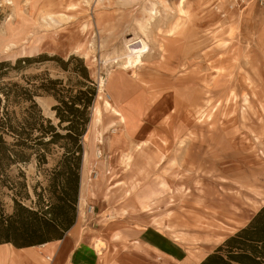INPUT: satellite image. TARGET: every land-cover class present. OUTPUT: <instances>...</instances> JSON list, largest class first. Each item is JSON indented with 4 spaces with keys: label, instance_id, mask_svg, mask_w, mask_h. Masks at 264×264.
I'll use <instances>...</instances> for the list:
<instances>
[{
    "label": "rangeland",
    "instance_id": "1",
    "mask_svg": "<svg viewBox=\"0 0 264 264\" xmlns=\"http://www.w3.org/2000/svg\"><path fill=\"white\" fill-rule=\"evenodd\" d=\"M261 11L264 0H0V60L76 55L97 94L105 83L93 105L101 120L92 107L83 140L74 230L89 241L78 244L79 264H197L264 205ZM133 38L149 51L128 60L127 48L140 50L128 46ZM46 72L74 79L46 61L3 81L30 86ZM36 101L57 123L56 101ZM61 154L13 167L27 183L26 205H35V187L49 186ZM58 241L40 245L49 252L41 264H58Z\"/></svg>",
    "mask_w": 264,
    "mask_h": 264
},
{
    "label": "trees",
    "instance_id": "2",
    "mask_svg": "<svg viewBox=\"0 0 264 264\" xmlns=\"http://www.w3.org/2000/svg\"><path fill=\"white\" fill-rule=\"evenodd\" d=\"M46 61H55L74 79L70 77L65 82L46 72L38 81L39 76H33L30 86L3 81L11 71ZM97 91L98 85L80 56L64 59L41 54L18 58L13 65L0 60V244L21 248L62 240L76 224L83 140ZM36 96H51L56 101L52 110L57 123L43 115ZM17 106H22L21 111ZM56 148L62 154L44 189L48 199L44 191L38 192L35 187V205H26L24 200L30 198L27 183L11 175L13 167L29 163L33 156L43 167ZM20 176L24 177V172L20 171ZM5 188L14 201L11 212L5 209ZM198 264H264V205L246 226L227 237Z\"/></svg>",
    "mask_w": 264,
    "mask_h": 264
},
{
    "label": "crops",
    "instance_id": "3",
    "mask_svg": "<svg viewBox=\"0 0 264 264\" xmlns=\"http://www.w3.org/2000/svg\"><path fill=\"white\" fill-rule=\"evenodd\" d=\"M260 13L264 16V11H261ZM82 202L83 197L80 202V208L82 206ZM76 226L77 224L71 228V231L67 233L64 239L58 241L59 244L54 246L55 249L60 252L58 264H79L75 258L77 256V252L83 250V247L80 245L78 246V244L81 242L84 245L86 244L85 242L89 240L79 242L78 231L74 230ZM85 238L86 237L84 236V239ZM46 254L48 256L49 252L41 248L40 245L21 248L19 247L14 250L13 248L9 247V244L7 243L0 244V264H41V255Z\"/></svg>",
    "mask_w": 264,
    "mask_h": 264
},
{
    "label": "bare ground",
    "instance_id": "4",
    "mask_svg": "<svg viewBox=\"0 0 264 264\" xmlns=\"http://www.w3.org/2000/svg\"><path fill=\"white\" fill-rule=\"evenodd\" d=\"M131 45H136V46L138 45L140 50L135 52L132 49L127 48L126 57H127L128 60H131L132 58L134 59L135 57H141V56H143L145 53H147L149 51L147 43L142 38L130 39L128 41V46H131ZM99 83H100L99 84V94H97V97H101L100 93L103 92L104 87H105V83H104V80L102 78L99 79ZM105 105H106L107 108H110V109L113 108L109 101H107L105 103ZM113 110L115 111L116 114H119L115 109H113ZM100 114H101L100 108L97 105L94 106L93 107V116H94L95 122H97V123L101 120ZM80 202H81V200H80ZM79 214H80V203H79ZM44 246L45 245H42L40 247H44Z\"/></svg>",
    "mask_w": 264,
    "mask_h": 264
},
{
    "label": "built area",
    "instance_id": "5",
    "mask_svg": "<svg viewBox=\"0 0 264 264\" xmlns=\"http://www.w3.org/2000/svg\"><path fill=\"white\" fill-rule=\"evenodd\" d=\"M238 3L239 2H242V3H244V2H246V0H236Z\"/></svg>",
    "mask_w": 264,
    "mask_h": 264
}]
</instances>
